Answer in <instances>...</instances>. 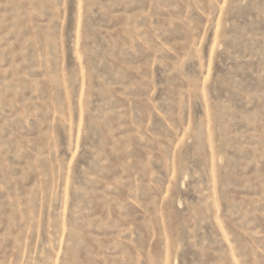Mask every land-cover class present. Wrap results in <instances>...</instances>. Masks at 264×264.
Wrapping results in <instances>:
<instances>
[{
  "label": "rangeland",
  "instance_id": "obj_1",
  "mask_svg": "<svg viewBox=\"0 0 264 264\" xmlns=\"http://www.w3.org/2000/svg\"><path fill=\"white\" fill-rule=\"evenodd\" d=\"M0 264H264V0H0Z\"/></svg>",
  "mask_w": 264,
  "mask_h": 264
}]
</instances>
